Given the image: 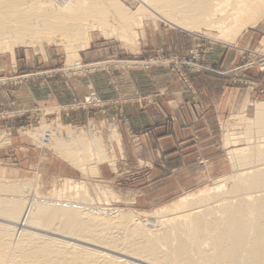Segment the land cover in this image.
<instances>
[{"label":"rangeland","instance_id":"rangeland-1","mask_svg":"<svg viewBox=\"0 0 264 264\" xmlns=\"http://www.w3.org/2000/svg\"><path fill=\"white\" fill-rule=\"evenodd\" d=\"M108 2L102 6L110 12L106 22L94 24L83 49H77L79 41L62 42L59 33L43 34L40 40H29L30 44H17L13 52L0 49V187L28 185L22 194L15 193L27 198L26 202L31 200L30 195L37 194L53 202L86 204L112 213L128 211L139 217L145 228L159 230L163 225L165 228L167 220L185 211L176 208L181 199L207 194L226 178L248 169L233 163V151L264 145V132L254 128L255 123L251 128L236 117L244 113L238 111L246 97L245 116L252 120L256 119L257 103L264 102V16L246 29L230 21L220 28L203 26L195 32L172 24L158 12L154 15L148 0ZM113 2L131 15L142 11L141 24L136 22L131 30L120 31L122 20L112 13ZM254 31L263 33L262 37L247 43ZM217 46L232 48V60L238 64L222 69L218 62L206 59ZM202 73L226 76L242 90L228 109H204L203 118L194 121L198 127L185 133L196 143H185L168 157L163 151L165 144H153L141 137L124 140L121 121L130 126V100L135 87L132 77H139L141 92L160 93L163 87L172 91L181 87L194 94L193 78ZM104 76L121 88L124 98L111 103L101 96ZM93 91L101 104L86 103ZM135 99L142 111L162 117V111L146 94ZM182 115L187 117L185 112ZM189 115L192 119L191 112ZM47 129L63 141L69 140L72 130L88 141L94 138L101 143L100 154L105 159L97 164V150L86 161L64 157L43 142ZM105 189L109 190L106 197L102 193ZM0 193L4 197L10 194ZM83 195L84 201L88 200L85 203L75 198ZM5 223L15 227L17 234L21 229L38 232L33 226ZM51 236L74 242L57 234Z\"/></svg>","mask_w":264,"mask_h":264},{"label":"bare ground","instance_id":"bare-ground-1","mask_svg":"<svg viewBox=\"0 0 264 264\" xmlns=\"http://www.w3.org/2000/svg\"><path fill=\"white\" fill-rule=\"evenodd\" d=\"M107 2L0 0V49L13 52L17 44H30L29 40L54 33L64 43L81 42L76 47L83 49L90 29L106 22L110 12L102 6ZM147 5L154 15L158 12L172 24L195 32L203 26L220 28L230 21L246 29L264 16V0H148ZM112 8L122 20L120 31L131 30L143 20L142 11L131 15L115 2ZM236 117L264 132V102L257 103L255 120L247 118L245 111ZM69 134L68 141L51 135L48 145L69 159L86 161L96 150L97 164L105 159L97 140L88 141L73 130ZM244 150L233 151L231 156L246 171L226 178L207 194L181 199L176 208L185 211L159 230L145 228L128 211L112 213L86 204L53 202L37 194L26 202L27 198L15 193L28 190V185L1 186L0 192L10 196L0 193V264H135L75 242L143 264H264V145ZM102 193L109 195V190ZM75 198L88 201L84 195ZM6 221L33 226L38 232L18 228L17 234ZM56 234L74 242L51 236Z\"/></svg>","mask_w":264,"mask_h":264},{"label":"crops","instance_id":"crops-1","mask_svg":"<svg viewBox=\"0 0 264 264\" xmlns=\"http://www.w3.org/2000/svg\"><path fill=\"white\" fill-rule=\"evenodd\" d=\"M264 33V32H263ZM262 33V34H263ZM261 33L256 31L251 32L246 42L250 43L254 38L258 39L262 37ZM264 39V36H263ZM235 51L232 48L225 46H217L212 54H208L206 59L214 62H218L220 67L229 68L238 64L236 60H232ZM135 87H133L131 95V111L130 123L121 121L122 127H124V140L132 141L137 137H141L142 140L156 144H165L163 147L164 154L168 157L175 151H180V146L185 143H196V140L191 135L185 134L187 131H192L198 127V118H203L204 109H210L215 107L218 110H226L236 102L235 95L239 94L242 89L231 84L232 80L226 76L213 73H202L194 76L195 93L191 94L179 87V89H169L163 87L161 92L156 90L141 92L138 83L139 77H132ZM150 79V78H149ZM133 83V84H134ZM105 88L100 94L103 98L109 102H118L123 93L119 86H114L109 80V77L104 76V82L102 83ZM150 89V88H149ZM153 90V89H151ZM146 94L150 97V103L156 104L155 107L162 111V117L157 114L152 115L149 111L141 109L139 102L135 99L140 94ZM249 100L246 97L239 105V111H245ZM149 106H151L149 104ZM186 113L187 119L183 117L182 113ZM191 112L192 119L189 115ZM173 117V118H170ZM158 117V119H157ZM194 117V119H193ZM130 127V130L128 127ZM126 127V128H125ZM174 146V147H173Z\"/></svg>","mask_w":264,"mask_h":264},{"label":"built area","instance_id":"built-area-1","mask_svg":"<svg viewBox=\"0 0 264 264\" xmlns=\"http://www.w3.org/2000/svg\"><path fill=\"white\" fill-rule=\"evenodd\" d=\"M86 103H88L89 105H98V104H101L102 101L99 99L97 94L93 91L90 93V96L86 98ZM50 137H51V130L47 129L44 133L43 142L47 144L49 142Z\"/></svg>","mask_w":264,"mask_h":264}]
</instances>
